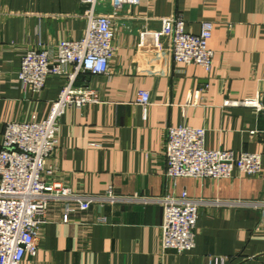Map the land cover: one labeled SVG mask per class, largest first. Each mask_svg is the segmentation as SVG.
<instances>
[{
    "label": "crops",
    "instance_id": "0c3cea01",
    "mask_svg": "<svg viewBox=\"0 0 264 264\" xmlns=\"http://www.w3.org/2000/svg\"><path fill=\"white\" fill-rule=\"evenodd\" d=\"M87 5L80 0H0V149L11 121H44L64 77L51 75L41 91L17 81L21 56L40 42L53 46L84 36ZM116 54L109 74L81 73L99 102L70 107L61 118L51 175L84 194L113 185L120 195L158 197L183 190L200 207L196 246L162 251L163 207L157 202L93 203L81 210L50 202L37 230L38 252L22 264H264V111L238 102L264 100V0H141L117 13L111 0ZM182 15L189 31L214 23L210 71L176 62L161 19ZM147 90L150 103H138ZM228 101L235 102L227 104ZM206 128V147L259 153L262 171L234 170L229 178L166 174L170 126ZM67 206L71 211L67 220Z\"/></svg>",
    "mask_w": 264,
    "mask_h": 264
},
{
    "label": "built area",
    "instance_id": "2783aa9c",
    "mask_svg": "<svg viewBox=\"0 0 264 264\" xmlns=\"http://www.w3.org/2000/svg\"><path fill=\"white\" fill-rule=\"evenodd\" d=\"M80 1L88 6L84 13L87 27L82 38L59 42L55 52L53 46L40 42L21 56L18 82L38 92L51 75L62 76L65 82L46 120L11 121L6 125L0 149V264H22L27 254L36 256L37 230L44 222L50 202L56 200L77 203L81 210H88L93 203L157 202L163 207L162 251L182 254L196 246L200 207L206 201L191 196L187 190L158 197L120 195L110 185L104 193L84 194L75 192L51 175L53 169L48 166V160L59 146L62 116L70 107L100 101V94L93 87L76 86L78 75L109 74L116 54V27L112 15L97 10L102 0ZM140 3L141 0H111L114 13L126 5ZM161 23L162 32L170 38L176 62L196 64L207 71L212 69L215 50L209 42L213 22L203 21L199 33L187 29L182 15L162 18ZM138 103L144 108L148 106L150 93L147 90L138 92ZM238 104L264 111L261 95ZM165 154L166 174L173 180L180 177L229 178L234 170L256 175L263 167L259 153L207 148L206 128L187 124L169 127ZM71 209L67 206L65 220ZM221 264H226L225 260Z\"/></svg>",
    "mask_w": 264,
    "mask_h": 264
}]
</instances>
